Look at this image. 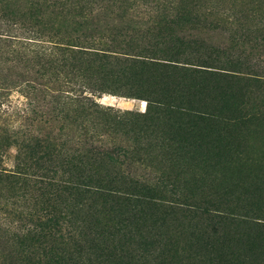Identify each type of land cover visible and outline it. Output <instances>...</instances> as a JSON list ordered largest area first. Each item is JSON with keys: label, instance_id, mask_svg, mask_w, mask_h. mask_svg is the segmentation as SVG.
<instances>
[{"label": "rangeland", "instance_id": "1", "mask_svg": "<svg viewBox=\"0 0 264 264\" xmlns=\"http://www.w3.org/2000/svg\"><path fill=\"white\" fill-rule=\"evenodd\" d=\"M262 224L264 0H0V264H264Z\"/></svg>", "mask_w": 264, "mask_h": 264}, {"label": "trees", "instance_id": "2", "mask_svg": "<svg viewBox=\"0 0 264 264\" xmlns=\"http://www.w3.org/2000/svg\"><path fill=\"white\" fill-rule=\"evenodd\" d=\"M199 15V11L195 9L194 7L190 6H180V7H172L171 12L168 13L166 16V21L169 22L171 25H188V24H195L196 17ZM189 41L186 40H176L174 42V48L172 50L167 51L164 56L165 57H155L152 56V60H150L149 66L152 68L159 67L160 73L159 75L166 74L169 71H179L180 73H191L194 77L199 76L203 77L205 75H209L215 79L220 78H229L230 77H236L232 74L223 71L224 69L230 70L228 68H223L220 66H215V62L211 63L209 59H201V61H197L199 63H194L192 59L188 57H179L181 54L182 48H186ZM62 50V49H60ZM212 64V65H211ZM157 71V69H156ZM168 75V74H167ZM183 82H180L179 79H174L169 81L168 79H165V81H162V83H158V87L161 89V93L164 94V92H177L180 90ZM156 86V88H158ZM157 94V92L155 93ZM166 97H163L162 99H158V97H150L149 102H159L161 100H165ZM187 100L186 98L181 96L180 99H178L177 102L183 104L184 101ZM191 111H194L196 113H205L206 111L200 109L198 106H194L193 109H190ZM91 193L95 197H103V195L107 196V198H111L112 200H121L122 202L132 203V202H143V203H149L147 201V198L151 199L150 195H146L145 191H141V189H130V187L126 188L123 187L121 189L119 188H108V187H102V186H96L93 185V187L90 189ZM146 200V201H145ZM221 212V216L219 217H225L223 216ZM226 214V213H225ZM224 214V215H225ZM247 220V219H246ZM244 221V220H241ZM247 222H251L256 226V224H259L257 222L259 221H251L248 220ZM264 227V224L260 225ZM62 259V258H61Z\"/></svg>", "mask_w": 264, "mask_h": 264}]
</instances>
